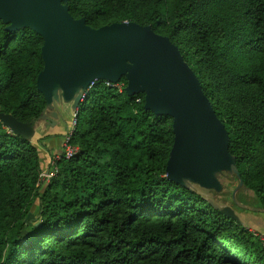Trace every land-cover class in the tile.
<instances>
[{"label": "trees", "instance_id": "obj_1", "mask_svg": "<svg viewBox=\"0 0 264 264\" xmlns=\"http://www.w3.org/2000/svg\"><path fill=\"white\" fill-rule=\"evenodd\" d=\"M68 4L94 28L134 21L169 36L228 130L240 191L264 208V0ZM6 27L0 19V112L28 122L46 104L36 85L44 40ZM119 83L122 91L104 80L89 89L72 139L79 151L43 184L44 138L27 140L0 120V264H264L255 233L202 190L168 179L173 118L146 110L143 93L128 95L125 77Z\"/></svg>", "mask_w": 264, "mask_h": 264}, {"label": "water", "instance_id": "obj_2", "mask_svg": "<svg viewBox=\"0 0 264 264\" xmlns=\"http://www.w3.org/2000/svg\"><path fill=\"white\" fill-rule=\"evenodd\" d=\"M0 19L9 31L30 28L44 40V67L36 85L44 95L45 108L37 119L28 122L0 112V120L12 132L33 141L42 128L65 122V110L77 114L80 104L88 99L92 82L118 83L125 77L128 95L143 93L146 110L173 118L168 179L198 191L221 192L222 175H235L239 178L232 191L235 204L264 212V208L239 202L243 179L237 158L229 150L228 130L196 72L169 36L134 21L94 28L85 17H73L68 0H0ZM207 198L245 225L233 206Z\"/></svg>", "mask_w": 264, "mask_h": 264}, {"label": "rangeland", "instance_id": "obj_3", "mask_svg": "<svg viewBox=\"0 0 264 264\" xmlns=\"http://www.w3.org/2000/svg\"><path fill=\"white\" fill-rule=\"evenodd\" d=\"M72 116L73 115L70 114L68 116V120L71 121ZM223 184H224L223 191L216 192L214 190L213 191L204 190V192L206 193L205 195L207 197L213 199L214 201L218 202V203H223V204L233 206V208H235V210L237 212L243 214L241 220L244 221L245 226H247L249 229H254V230L260 231V233L264 232V228H255L254 226L250 227L248 224V223H250L251 220H257L258 218H264V213H260L257 211L253 212V211L247 210V209L242 210L241 207H239L237 205L236 206L233 205V203L231 201L232 191L234 190V188L238 184L237 180L233 179L232 176L229 177L228 175H226L225 177H223ZM237 197H238L239 202H241V203L247 204L253 208H260L256 195L251 191H248V190L239 191V193L237 194ZM251 217L255 218V219H252ZM260 223H263V221L260 220Z\"/></svg>", "mask_w": 264, "mask_h": 264}, {"label": "crops", "instance_id": "obj_4", "mask_svg": "<svg viewBox=\"0 0 264 264\" xmlns=\"http://www.w3.org/2000/svg\"><path fill=\"white\" fill-rule=\"evenodd\" d=\"M69 113L71 114L68 109L65 110V122H61L55 127L48 126L47 128H42V132H38L37 136L34 138V141L44 138L39 145L43 170L50 168L52 160L63 153V137L70 124V120H68ZM240 216L242 217L243 215L240 214ZM260 220L263 221V223H260ZM248 224L250 227L264 228V218L251 220Z\"/></svg>", "mask_w": 264, "mask_h": 264}, {"label": "built area", "instance_id": "obj_5", "mask_svg": "<svg viewBox=\"0 0 264 264\" xmlns=\"http://www.w3.org/2000/svg\"><path fill=\"white\" fill-rule=\"evenodd\" d=\"M96 81L92 82L90 88L94 85ZM108 84H113L116 85L120 91H122L123 89V84L121 83H111V82H107ZM77 125V114H74L72 116V119L70 121V124L68 126L67 131L64 134L63 137V153L56 156L51 163V167L43 170L40 174L39 177V182L41 184L50 181V179L54 176H56L57 174V165H56V161L60 160L62 157H65L66 159H70L72 158L75 154H77V152L79 151L78 146L74 145L72 142L73 139V135L75 132V127ZM251 230L253 233H255V235L260 239V241L262 242V244L264 245V232L260 233V231L254 230V229H249Z\"/></svg>", "mask_w": 264, "mask_h": 264}, {"label": "flooded vegetation", "instance_id": "obj_6", "mask_svg": "<svg viewBox=\"0 0 264 264\" xmlns=\"http://www.w3.org/2000/svg\"><path fill=\"white\" fill-rule=\"evenodd\" d=\"M239 213V212H238ZM239 214H241V213H239ZM243 215V214H242ZM252 218V217H251Z\"/></svg>", "mask_w": 264, "mask_h": 264}]
</instances>
